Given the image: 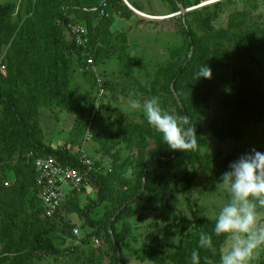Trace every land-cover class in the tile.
I'll list each match as a JSON object with an SVG mask.
<instances>
[{
	"label": "rangeland",
	"instance_id": "rangeland-1",
	"mask_svg": "<svg viewBox=\"0 0 264 264\" xmlns=\"http://www.w3.org/2000/svg\"><path fill=\"white\" fill-rule=\"evenodd\" d=\"M126 1L136 12L123 0H0L14 5L0 31V94L19 118L0 101V264H114L107 227L120 209L113 228L123 264H190L193 251L200 264H219L232 243L213 232L231 198L223 174L252 149L264 152V36L251 59L236 55L234 38L264 29V0ZM69 23L87 30L91 66L72 47ZM183 62L178 86L197 144L171 158L131 105L156 97L180 116L169 79ZM206 64L211 79L192 81ZM39 144L83 150L104 185L100 200L90 182L63 208L58 255L32 250L45 219L25 158ZM201 233L211 249L199 247ZM252 264H264V246Z\"/></svg>",
	"mask_w": 264,
	"mask_h": 264
},
{
	"label": "clouds",
	"instance_id": "clouds-1",
	"mask_svg": "<svg viewBox=\"0 0 264 264\" xmlns=\"http://www.w3.org/2000/svg\"><path fill=\"white\" fill-rule=\"evenodd\" d=\"M211 77L212 69L206 64L193 73L192 81ZM131 106L142 107L148 125L161 135L169 150L185 151L196 146V132L187 116L165 111L156 97L143 105L133 101ZM229 167L230 171L223 174L221 188L231 198L216 215L213 232L233 239L227 250L221 252L219 264H252L257 249L264 246V225L259 223L257 207L259 204L264 208V152L252 149ZM198 243L200 248L211 249L212 236L201 233ZM190 264H200L197 251L192 252Z\"/></svg>",
	"mask_w": 264,
	"mask_h": 264
},
{
	"label": "trees",
	"instance_id": "trees-1",
	"mask_svg": "<svg viewBox=\"0 0 264 264\" xmlns=\"http://www.w3.org/2000/svg\"><path fill=\"white\" fill-rule=\"evenodd\" d=\"M228 1H230V0H226V1L219 2L216 4H212V5H207L205 7L218 6V5H221V4L228 2ZM201 2H198V5ZM13 10H14V5L12 3L0 4V31L3 27L2 26L3 23L5 21L9 20V18L11 17ZM103 10H104V8H103ZM61 18H63L64 21H67L65 19V17L61 16ZM69 24H73V23H69ZM186 31H187V36L190 40V43H193V41H192L193 33H192L191 29L187 27ZM259 36H264V29L254 28L248 32H243V33L238 34L234 38L236 55L238 57H243L245 59H251V57H252L251 51L254 49L255 40ZM72 47L75 48L78 52H81V54L83 55L84 51L82 50V48L77 47L73 40H72ZM87 50L93 57L92 47H91L90 43L88 45ZM186 67H187L186 62H183L180 64V66L178 67V69L176 70L174 75L169 79V85H170L171 90L173 91V93L175 95V99H176V103H177V106L179 109L180 116H187L189 118L187 105L185 103L184 97L181 94L179 86H178L179 80L182 78ZM1 100H4L7 103L11 116L19 119L17 114H16L13 102L9 99L3 98L0 94V101ZM189 121H190V118H189ZM19 123H21L22 125H24L26 127L23 120L20 119ZM39 148H40V150L33 151L35 156H53L62 164H67V165H70V166L75 167V168H82V165L78 162L76 156H74V154H72V152L68 151L66 148L54 149L51 147H45V146L40 145V144H39ZM177 152H178V150H175L173 152L171 158L176 156ZM26 160L27 159L25 158V161ZM150 163H152V161H149V163L147 164V167H149ZM28 166H29L28 168L30 169V174H31V177L33 180V185H34V188L36 191V196H37V189L35 186L34 170L32 168L31 163H28ZM98 178H99L98 173H93V174L91 173L89 175V183L91 182L92 184H95L97 186L98 192H99V200H100L103 196L104 185L99 181ZM83 189L84 188H82V190ZM75 195H76V193L73 194V197L64 206V208L68 204H70L71 202H73L75 200V198H76ZM129 203H130V201L126 202L127 205ZM40 205H41V203H40ZM95 206H96V204H94L92 206V208H94ZM41 207H42V205H41ZM42 210H43V208H42ZM123 212H124V210L120 209L108 221V223H109L108 227H107L108 240H109L111 247L114 250V264H123L120 244L116 239L117 234L115 233L114 228H113V225L115 223H117L122 218ZM44 219L45 220L40 224L39 229L33 235L32 250L34 252H37V253H39L41 255H45V256L58 255L59 252L56 249L54 239L57 236V234L62 231V228H60L58 226V224H60L63 217L61 215L60 216L56 215L54 218H51V219L44 218Z\"/></svg>",
	"mask_w": 264,
	"mask_h": 264
},
{
	"label": "built area",
	"instance_id": "built-area-1",
	"mask_svg": "<svg viewBox=\"0 0 264 264\" xmlns=\"http://www.w3.org/2000/svg\"><path fill=\"white\" fill-rule=\"evenodd\" d=\"M226 0H205L199 5H212ZM104 13V10H101ZM69 31L75 45L84 51V60L88 65L93 64V57L88 52V32L78 24H69ZM76 156L82 168H75L60 163L53 156H35L29 152L26 161L31 163L35 175L37 198L43 208L44 218L51 219L61 215L64 206L70 201L74 193L81 192L89 183V175L98 173L95 162L83 154V150H77ZM8 185V183H5Z\"/></svg>",
	"mask_w": 264,
	"mask_h": 264
},
{
	"label": "water",
	"instance_id": "water-1",
	"mask_svg": "<svg viewBox=\"0 0 264 264\" xmlns=\"http://www.w3.org/2000/svg\"><path fill=\"white\" fill-rule=\"evenodd\" d=\"M123 2H124V4H125L130 10H132V11L135 10V9H133V7H131V6L129 5V3H128L126 0H123Z\"/></svg>",
	"mask_w": 264,
	"mask_h": 264
},
{
	"label": "bare ground",
	"instance_id": "bare-ground-1",
	"mask_svg": "<svg viewBox=\"0 0 264 264\" xmlns=\"http://www.w3.org/2000/svg\"><path fill=\"white\" fill-rule=\"evenodd\" d=\"M131 6V5H130ZM132 7V6H131ZM134 9V8H133ZM134 12H136V10H134Z\"/></svg>",
	"mask_w": 264,
	"mask_h": 264
}]
</instances>
